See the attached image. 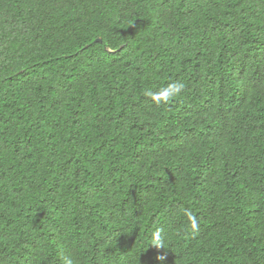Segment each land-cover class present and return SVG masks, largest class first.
Listing matches in <instances>:
<instances>
[{
	"label": "trees",
	"instance_id": "trees-1",
	"mask_svg": "<svg viewBox=\"0 0 264 264\" xmlns=\"http://www.w3.org/2000/svg\"><path fill=\"white\" fill-rule=\"evenodd\" d=\"M65 257L264 264V0H0V264Z\"/></svg>",
	"mask_w": 264,
	"mask_h": 264
},
{
	"label": "clouds",
	"instance_id": "clouds-1",
	"mask_svg": "<svg viewBox=\"0 0 264 264\" xmlns=\"http://www.w3.org/2000/svg\"><path fill=\"white\" fill-rule=\"evenodd\" d=\"M184 87L185 85L183 83L174 82L155 93L151 91H146L144 95L148 96L155 104L168 103L170 100L179 97ZM189 220L192 224V227L195 228V217L190 215ZM64 264H73V262L70 258L65 257Z\"/></svg>",
	"mask_w": 264,
	"mask_h": 264
},
{
	"label": "water",
	"instance_id": "water-1",
	"mask_svg": "<svg viewBox=\"0 0 264 264\" xmlns=\"http://www.w3.org/2000/svg\"><path fill=\"white\" fill-rule=\"evenodd\" d=\"M102 41H103L102 38H98L96 42H100L101 43Z\"/></svg>",
	"mask_w": 264,
	"mask_h": 264
}]
</instances>
